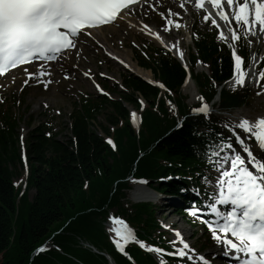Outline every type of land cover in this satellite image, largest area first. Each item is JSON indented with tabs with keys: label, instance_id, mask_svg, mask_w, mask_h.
Segmentation results:
<instances>
[{
	"label": "trees",
	"instance_id": "1",
	"mask_svg": "<svg viewBox=\"0 0 264 264\" xmlns=\"http://www.w3.org/2000/svg\"><path fill=\"white\" fill-rule=\"evenodd\" d=\"M195 43L199 56L208 64L209 74L197 76V83L209 100L216 92V85L230 76L233 61L230 51L220 46L214 36L201 35ZM136 58L142 67L152 69L169 90L179 94V113L171 98H168L172 105L169 109L156 86L129 73L123 77L128 93L119 91L121 99L97 97L75 105L71 126L66 125L71 133L67 140H61L50 126L40 123L31 131L26 146L28 190L34 189L31 200L28 190L18 200L20 194L13 184L23 167L18 129L25 115L18 118L12 107L0 109V264H109L81 241L112 253L118 264H131L113 250L109 241L104 223L108 209L118 208L127 214L141 227V236L154 242L161 234L153 236L152 231L161 225L148 204L134 205L132 212L124 208L127 175L136 170L137 175L157 179L160 188L176 195L185 183L176 175L196 176L208 169L205 149L215 143V135L206 133L204 125L206 120L217 118L187 116L176 129L179 119L190 111L180 95L186 75L184 68L159 49L151 50L147 56L137 53ZM192 59L195 61L196 56ZM138 96L147 103L139 133L129 120L126 106L138 107ZM221 97L223 106L230 108L242 106L253 95L250 89L223 90ZM102 115L107 123L97 127ZM48 131L50 135L46 134ZM101 131L113 134L116 151L104 140ZM140 148L145 152L141 157ZM168 175L173 176L172 181L158 180ZM132 197L137 201L145 199L137 189ZM21 217L25 219L16 233L15 226ZM50 237L52 244L44 253L35 254ZM130 251L138 264H157L150 254L141 256L137 249Z\"/></svg>",
	"mask_w": 264,
	"mask_h": 264
},
{
	"label": "snow or ice",
	"instance_id": "2",
	"mask_svg": "<svg viewBox=\"0 0 264 264\" xmlns=\"http://www.w3.org/2000/svg\"><path fill=\"white\" fill-rule=\"evenodd\" d=\"M136 2L138 0H0V75L10 68L37 59H56L64 50L75 48L81 35H91L93 29L116 22L124 12H130L129 6ZM225 4L230 11H225ZM211 5L218 11L221 21L228 25L234 21L237 26L230 27V36H226L223 30H219L220 24L212 18L211 12L203 16L204 21L210 20L219 30L218 39L229 48L234 60L233 90L236 86L243 87L249 76L258 75L259 80H264V70L258 74L250 72L246 58L237 54L234 43L243 41L247 47L252 43L248 37L257 33L264 34V0H223V3L222 0H211ZM180 7H185V0H180ZM195 7L203 10L205 0H195ZM168 11L171 12V9ZM167 24L172 25L173 21L168 20ZM143 27L147 29L149 26L145 24ZM175 27H180L179 22H176ZM151 34L160 38L159 33ZM183 55L181 50V59ZM251 58L256 59L255 56ZM38 67V72L28 73L30 79L36 77L38 80L39 76L50 75L45 73L42 64ZM160 87L165 86L161 83ZM140 103L143 105L142 100ZM192 111L206 114L210 106L204 103ZM132 117L135 120V112ZM238 129L232 127V138H225L221 134L219 143L206 146V159L219 173L215 181L219 186V195L214 196V202L209 205L217 219H201L214 242L221 245L224 255L233 256L238 264H264V116L255 121L245 117L239 122ZM241 132L248 134V140L254 137L255 145L250 144ZM108 143L115 147L110 138ZM234 144H238L239 151L234 150ZM222 152L228 154L222 156ZM219 205L231 207L224 211ZM197 211L200 209L193 211L192 215H196ZM110 219L118 225L112 229L117 237L114 243L124 253L125 245L136 241L137 237L122 219ZM176 234L180 235L178 231ZM180 239L183 246L169 255L195 258L189 257L186 251L190 245L183 241L182 236ZM169 243L175 245V240ZM139 244L150 252L163 254L166 251L157 246H149L144 241H139ZM192 252L195 253V249ZM198 259L202 264H211L204 254H199ZM159 264H166V261L161 259Z\"/></svg>",
	"mask_w": 264,
	"mask_h": 264
},
{
	"label": "rangeland",
	"instance_id": "3",
	"mask_svg": "<svg viewBox=\"0 0 264 264\" xmlns=\"http://www.w3.org/2000/svg\"><path fill=\"white\" fill-rule=\"evenodd\" d=\"M153 0H149L147 4H145L143 7H138L134 9L133 11H130L129 14L124 17L125 19H132L139 23H141L143 27V23L147 24L151 30H154L156 33L159 32L160 39H163V32H168V37L177 40L179 43L182 44V46L186 49V52H189V48L192 47V41L190 38V34L194 32L196 25L203 30V31H213L215 30L212 28L211 22L204 21L203 20V13L200 12L199 8L193 9V4L187 8L192 11L194 10V16H191V12L182 10V17L179 18L178 22L183 23V26L181 28L175 27V20H177L179 15H174L171 8V12H169V7H166V9H161L160 12H156L154 10L155 5H153ZM159 0H156L158 4ZM179 8L180 4H176ZM154 6V7H153ZM158 7V6H156ZM179 10V9H178ZM193 12V11H192ZM180 14V13H179ZM172 20L173 24L168 25L167 21ZM155 25L157 29L155 28ZM235 27H237L235 25ZM144 28V27H143ZM176 28V29H174ZM229 26L227 30L225 31L226 36H230L229 32ZM103 31H100L99 34L104 33L105 34V43H97L96 41H91V44L85 43L84 41L79 42L77 48L68 56L64 57L59 65L61 66H67L66 67V76H70L74 80V87L73 81L70 78L63 77L64 73H60L59 75V69L58 67H52L54 69V78L58 85H49L50 83V77H46L45 79H38L33 80L31 84H29L28 80V71L26 70H19L15 72L14 74H11L6 77L0 78V102H4L5 98L9 99L10 97L17 96L19 98H23L26 102V105L30 106V112L32 116L35 117V125H38L41 121H49L51 118L55 117L54 126L55 130L60 132L59 138L61 140L68 139L70 135V130L65 128V123L70 122V114L73 109L72 102L76 99H79L82 95H99L100 93L96 90V88L93 86L92 81L96 80L101 85H105V89H108V93L111 97H118V94L116 91L112 90L109 86L113 85L116 82L120 81L121 74L124 72L123 67L119 65V63L115 60H121L126 62H136L134 58V54L132 51V48H140L145 45L152 46V47H159L157 43L152 41L151 39L141 35L138 32L133 31L130 29L126 24L121 20L120 22L114 24L111 27H107V29H102ZM148 30V29H147ZM175 30V31H173ZM179 30V33H178ZM149 31V30H148ZM160 31L161 34H160ZM173 32V33H172ZM176 32V33H175ZM217 34L218 31L216 30ZM170 33V34H169ZM178 33V35H177ZM87 38V36H85ZM259 33L255 36H250L249 39L252 40L253 50L260 49L264 46V35L263 39L259 38ZM262 39V40H261ZM85 41L89 42V39H86ZM103 45V46H101ZM134 46V47H133ZM106 50H110L113 52H117L120 57L117 58L115 55L114 58H109L106 54ZM68 53V52H67ZM126 58H123V57ZM254 56V54H253ZM256 58V57H255ZM74 61V68L69 70L68 64H70V61ZM256 58L254 60L257 61ZM118 64V65H117ZM258 62H255L254 67H256ZM60 66V67H61ZM28 67H25L24 69H27ZM199 70L203 69V66L200 65ZM35 70H37L35 68ZM251 72H254L253 69H250ZM38 72V71H37ZM58 74H57V73ZM83 72L90 73L92 75V78L86 77ZM148 72H150L148 70ZM151 73V72H150ZM104 74V75H102ZM51 75V74H50ZM83 78V79H82ZM13 79H15V84L12 83ZM28 81V83H25V81ZM258 78L257 76L252 77L249 76L246 78L245 82H248L255 88H259L260 82L257 83ZM13 86H12V85ZM45 84L47 87H45ZM64 92L61 91V88ZM72 89V90H71ZM71 90V91H70ZM184 92L189 94V103L194 104L199 101V93L197 91V88L194 84V82L190 81L188 84L185 85ZM47 105V106H45ZM25 107L21 106L20 110L21 112L24 110ZM131 111L135 110L132 107H130ZM16 113H19V108H16ZM264 116V97L259 98L258 101L254 104L253 108L250 109H244L241 111H238L235 116L230 118V126L229 129L225 133L230 135V137L234 136V133H232L231 129L232 127H237L239 122L247 117L251 121H255L256 118ZM29 118L26 119L24 123H22L20 127V133L22 135V132H24L25 135H22V143H25L26 137L29 136V131L33 128L28 126ZM107 122L105 120V116L102 115L99 117L98 121L96 122L97 127H101V125H105ZM62 132V133H61ZM241 134L245 137L246 140H248V134L241 132ZM105 135V134H104ZM254 138V137H253ZM252 138V139H253ZM250 144L255 145L256 142H252L251 140H248ZM22 146V145H21ZM24 146V145H23ZM234 150L239 151L240 148L238 144H234ZM227 154V152H226ZM242 154V153H241ZM23 172V171H22ZM219 173L215 172L212 175V179L209 181L210 187H218V185L215 183ZM26 176V172H24V178ZM22 178L16 179V181H21ZM137 186V183L133 182L131 184V189L127 190V198L126 200L135 203L137 200H135L132 197V192L134 191ZM143 188L150 192V194H153L155 196H160L154 193V191L149 188L148 186H143ZM34 193V190H29V196H32ZM161 197V196H160ZM165 200V199H163ZM139 201V200H138ZM163 203H166V201H163L161 204L163 206H160L158 204H154L159 219L163 223L162 230L170 235L172 240H175V249L181 247L180 242L177 241L179 239L178 235L176 234L177 231L183 233L189 241H187L189 244L190 242L194 244L193 249H195L196 254H204L206 258L213 259L214 262L218 263L219 261H224L222 258H220L217 253V244L214 242V240L211 237L210 231H204V228L202 226L195 228L189 225L186 222V218L193 219L192 212L195 210H189L187 211L186 215L187 217L183 218L180 215H178L176 212L172 211L174 210L173 207L167 206ZM25 218H19L17 220V225L15 226L16 233L20 232L22 222ZM20 220V221H19ZM194 220H199V222L202 221L200 216H194ZM112 222V220L109 222V224ZM201 225V224H200ZM180 230V231H179ZM199 233V234H198ZM202 233V235H201ZM201 235V237H199ZM210 240L211 243L207 244V249L204 248L200 249L203 242ZM191 250V249H190ZM205 250V251H204ZM215 253V254H212ZM189 257H191V253H189ZM193 259H185L183 264H192ZM201 262V261H200Z\"/></svg>",
	"mask_w": 264,
	"mask_h": 264
},
{
	"label": "bare ground",
	"instance_id": "4",
	"mask_svg": "<svg viewBox=\"0 0 264 264\" xmlns=\"http://www.w3.org/2000/svg\"><path fill=\"white\" fill-rule=\"evenodd\" d=\"M158 5H159L161 8H164V7H166V6H169L170 8L175 9V10H177V11H178V9H179V8H177L173 3H166V1H163V0H159V1H158ZM189 5H190V6L192 5V4H191V1L186 2V7H187V8L189 7ZM131 8H133V7H131ZM131 8H130V9H131ZM224 9H225V11H230L229 8H228V6H227L226 4L224 5ZM189 11L191 12V15H193V12L190 10V8H189ZM125 13H126V12H124L123 16L125 15ZM123 16H122V17H123ZM122 17H120L119 19H121ZM125 17H126V16H125ZM119 19H118V20H119ZM110 25H111V24H110ZM110 25L92 30L91 35H90V39H92V40H94V41L98 40V41H100V42L105 41V34L102 33V32H101V34H99L100 32L98 33V31H100V30H102V29H104V28L110 27ZM232 25H234V21H233ZM127 26H129V28L132 29L133 31L138 32V33H140V34L143 35V36L149 37V38H150L151 40H153V41H156V43H157L158 45L163 46L164 48H166L168 51H170V53H171L175 58H177L178 60L182 61V62L185 64L184 60L181 59L180 56H179V52H180L181 50H182L183 53L185 54V50H184V48L181 47L179 44L176 43L177 40L175 41V39L168 37V36H169L168 33L163 32V35H164L165 38H166L165 40H163V39H161V40H156V39H153V38H151V37L149 36L150 33H149V32H146V31L143 29L142 25H141L139 22L128 21ZM174 31H175V30H174ZM161 32H162V31H160V34H161ZM158 33H159V32H158ZM263 35H264V34L259 33V36H261V37H259V38H262ZM97 43H98V42H97ZM104 43H105V42H104ZM165 45H168V46L166 47ZM172 45H175V47H172ZM67 52H69V51H66L65 53H67ZM113 53H114V55H115L117 58H121L120 55H119L118 53H116V52H113ZM183 58H184V55H183ZM121 59H122V58H121ZM118 61H119L120 64L122 65L121 67L129 68V69H131L132 71H134L136 74H138V75H140V76H144V77H146V78H148V79H152V73H150V72H148V71H146V70L140 68V67L137 65L136 62L133 63V62H131V61H130V62H129V61H128V62H126V61H125V62H124V61L121 62V60H118ZM39 65H41V64H37L36 66H34V68H36L37 70H39V67H38ZM117 65H118V64H117ZM257 65H258V64H257ZM44 66L50 67L51 64H48V65H47V64H44V65H43V68L45 69ZM27 67H29V66H27ZM51 67H53V66H51ZM54 67H56V66H54ZM24 68H25V67H24ZM54 69H55V68H54ZM16 71H17V70H16ZM13 72H15V71H13ZM13 72H9L8 74L0 75V77L8 76L9 74H11V73H13ZM56 73H57V72H56ZM50 74H51V76H52V75L54 76L53 72H51ZM57 74H58V73H57ZM53 76H52V77H53ZM137 190L140 191L139 188H137ZM141 192H142V191H141ZM142 195H143V197L146 199L147 197H149L150 194L148 195V194H146L145 192H142ZM150 197H151V195H150ZM163 201H164V200H163ZM163 201H161V202H163ZM161 202H160V204H158V205L163 206V205L161 204ZM166 202L171 204V201H166ZM165 205H167V204H165ZM182 234H183V233H182ZM183 236L186 237L184 234H183ZM216 246H217V248H216V249H217V252H215V253L220 254V255L222 256V254H224V252L222 251L221 245L217 244ZM189 249H191V247H190ZM190 251H191V250H190ZM215 253L212 252V254H215ZM193 257H195V258H193V260H194L193 262H194L195 264H200V263H199L198 256H197V255H193ZM222 257H223V256H222ZM218 264H220V263H218Z\"/></svg>",
	"mask_w": 264,
	"mask_h": 264
}]
</instances>
